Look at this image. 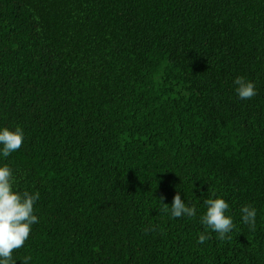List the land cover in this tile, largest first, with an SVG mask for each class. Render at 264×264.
<instances>
[{
	"label": "trees",
	"instance_id": "trees-1",
	"mask_svg": "<svg viewBox=\"0 0 264 264\" xmlns=\"http://www.w3.org/2000/svg\"><path fill=\"white\" fill-rule=\"evenodd\" d=\"M0 126L40 194L15 264H264V0H0ZM177 193L196 217L162 211ZM215 197L230 240L200 223Z\"/></svg>",
	"mask_w": 264,
	"mask_h": 264
},
{
	"label": "clouds",
	"instance_id": "clouds-1",
	"mask_svg": "<svg viewBox=\"0 0 264 264\" xmlns=\"http://www.w3.org/2000/svg\"><path fill=\"white\" fill-rule=\"evenodd\" d=\"M236 95L241 100H249L256 96L254 82L242 76L234 78ZM24 141V132L16 127L10 130L0 126V160L9 157L21 148ZM15 177L12 169L7 164H0V264H15L13 250L22 248L29 238L32 225L39 223L38 216L34 214V205L40 198L39 192L23 193L14 190ZM214 195V193H213ZM205 211L200 216V223L205 227V232L211 231L218 235L221 241L232 238L236 225L229 212V204L222 197L208 198L203 201ZM170 218L196 217L197 208L189 206L182 201L177 193L171 206L162 209ZM240 220L251 230H255L257 210L251 205L242 206ZM209 235L201 233L197 243L204 244ZM32 256L23 257L21 264H31Z\"/></svg>",
	"mask_w": 264,
	"mask_h": 264
}]
</instances>
